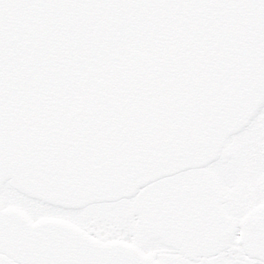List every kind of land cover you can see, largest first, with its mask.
Here are the masks:
<instances>
[{
  "label": "water",
  "instance_id": "obj_1",
  "mask_svg": "<svg viewBox=\"0 0 264 264\" xmlns=\"http://www.w3.org/2000/svg\"><path fill=\"white\" fill-rule=\"evenodd\" d=\"M263 106L264 0H0V195L130 199L215 162ZM0 264L158 263L0 198Z\"/></svg>",
  "mask_w": 264,
  "mask_h": 264
},
{
  "label": "flooded vegetation",
  "instance_id": "obj_2",
  "mask_svg": "<svg viewBox=\"0 0 264 264\" xmlns=\"http://www.w3.org/2000/svg\"><path fill=\"white\" fill-rule=\"evenodd\" d=\"M263 208L264 106L228 138L215 162L163 177L130 199L87 206L78 227L102 242L146 250L135 236L137 223L159 264H264ZM118 219L129 223L108 230Z\"/></svg>",
  "mask_w": 264,
  "mask_h": 264
},
{
  "label": "rangeland",
  "instance_id": "obj_3",
  "mask_svg": "<svg viewBox=\"0 0 264 264\" xmlns=\"http://www.w3.org/2000/svg\"><path fill=\"white\" fill-rule=\"evenodd\" d=\"M2 200L4 202V206H12L17 207L25 211L31 219L34 221L40 218H55L64 221H68L76 226L83 225L86 222L84 210L74 211V210H64L57 207H52L48 205L41 204L39 202L29 200L22 195L10 190L4 189L2 193ZM100 211L99 208H94L93 212H91L94 216L95 214ZM111 216V215H110ZM109 215L107 217H110ZM109 225L107 227L108 230H112L115 226H121L125 222L124 219H118L117 221H109ZM133 224V223H132ZM135 236L138 235L137 240L139 241L140 245L146 249L143 250L148 254V232L145 228L141 227L139 224L133 225Z\"/></svg>",
  "mask_w": 264,
  "mask_h": 264
}]
</instances>
